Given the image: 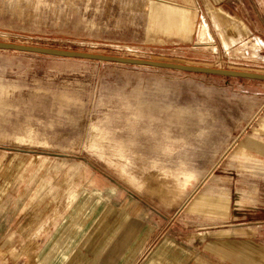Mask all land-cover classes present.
Here are the masks:
<instances>
[{
  "label": "rangeland",
  "instance_id": "1",
  "mask_svg": "<svg viewBox=\"0 0 264 264\" xmlns=\"http://www.w3.org/2000/svg\"><path fill=\"white\" fill-rule=\"evenodd\" d=\"M152 4L0 0V40L264 73L258 41L222 52L200 9L159 31ZM98 198L111 220L76 242ZM250 233L261 264L264 81L0 49V264H176L193 235Z\"/></svg>",
  "mask_w": 264,
  "mask_h": 264
},
{
  "label": "crops",
  "instance_id": "2",
  "mask_svg": "<svg viewBox=\"0 0 264 264\" xmlns=\"http://www.w3.org/2000/svg\"><path fill=\"white\" fill-rule=\"evenodd\" d=\"M194 2L199 6L204 20L201 26V39L214 38L216 47L222 52L243 48L245 44L250 43V40L258 41L264 49V0H194ZM199 9L170 1L153 0L151 23L159 31L187 38L191 34V26L196 25ZM97 201L99 204L96 207L99 209L96 208L86 213L89 209L86 207L83 212L81 211V220L85 222L81 221L83 228L76 237V242L82 240L87 226L94 220H98L102 212H107V220H111L109 219L108 202L99 198ZM197 202L198 205L201 203L200 207L204 205L202 201ZM225 208L226 202L224 201L219 209L225 210ZM222 213L224 214L223 211ZM77 218V216L70 215L67 220H78ZM125 223L118 222L117 224ZM71 224L74 226L75 221ZM108 235L109 233L106 232L107 241L113 239ZM75 246L71 251H77ZM63 253L65 255L67 250H63ZM184 253L182 257L176 258V264H259L257 237L251 233L235 234L233 238L228 239L222 236L210 240L207 238L200 240L193 235L192 242L188 244ZM150 256L149 250H145L137 261L122 264H138ZM171 256L173 257L172 253ZM154 258L157 259L158 256L154 255ZM160 260L162 259H159L157 263Z\"/></svg>",
  "mask_w": 264,
  "mask_h": 264
},
{
  "label": "water",
  "instance_id": "3",
  "mask_svg": "<svg viewBox=\"0 0 264 264\" xmlns=\"http://www.w3.org/2000/svg\"><path fill=\"white\" fill-rule=\"evenodd\" d=\"M0 49L19 50V51L51 55L56 57H63V58H80V59H89V60H97V61L115 62L121 64L152 66V67L174 69V70H180V71H186L192 73L223 76L228 78H240V79L264 81V73L261 72L200 66V65H192V64H184V63H173V62L157 61L150 59H142L136 57L118 56V55H110V54L95 53L88 51L55 48V47H44L37 45L7 42L3 40H0Z\"/></svg>",
  "mask_w": 264,
  "mask_h": 264
}]
</instances>
